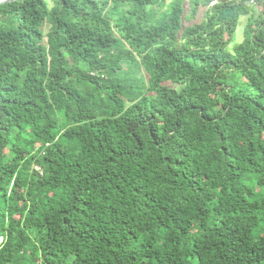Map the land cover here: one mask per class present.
Returning a JSON list of instances; mask_svg holds the SVG:
<instances>
[{"label":"trees","instance_id":"1","mask_svg":"<svg viewBox=\"0 0 264 264\" xmlns=\"http://www.w3.org/2000/svg\"><path fill=\"white\" fill-rule=\"evenodd\" d=\"M172 3L0 4V264H264V0Z\"/></svg>","mask_w":264,"mask_h":264},{"label":"rangeland","instance_id":"2","mask_svg":"<svg viewBox=\"0 0 264 264\" xmlns=\"http://www.w3.org/2000/svg\"><path fill=\"white\" fill-rule=\"evenodd\" d=\"M169 3H170L171 6H173V4H174V3H172V0H169ZM245 24H246V19H242V24H241V26H242L243 29H244ZM242 39H243V37H242V33L239 32V33L237 34V36H236V41H237V42H240ZM1 242H2V239H0V243H1Z\"/></svg>","mask_w":264,"mask_h":264},{"label":"water","instance_id":"3","mask_svg":"<svg viewBox=\"0 0 264 264\" xmlns=\"http://www.w3.org/2000/svg\"><path fill=\"white\" fill-rule=\"evenodd\" d=\"M13 1H18V0H0V4H4L7 2H13Z\"/></svg>","mask_w":264,"mask_h":264}]
</instances>
